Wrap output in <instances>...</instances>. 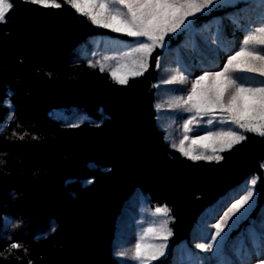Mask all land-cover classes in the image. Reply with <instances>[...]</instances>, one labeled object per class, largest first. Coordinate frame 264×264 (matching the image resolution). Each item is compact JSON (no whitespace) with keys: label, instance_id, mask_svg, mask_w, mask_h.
<instances>
[{"label":"trees","instance_id":"16d2710c","mask_svg":"<svg viewBox=\"0 0 264 264\" xmlns=\"http://www.w3.org/2000/svg\"><path fill=\"white\" fill-rule=\"evenodd\" d=\"M9 1L0 23V264H122L113 246L137 190L173 217L168 254L152 264H173L210 209L238 196L251 176L258 195L250 216L261 218L264 136L246 132L219 161L189 159L158 125L160 49L142 75L120 84L90 64L84 44L131 37L93 24L65 0ZM244 6L264 11L239 2L196 23ZM183 38L171 37L172 47Z\"/></svg>","mask_w":264,"mask_h":264},{"label":"rangeland","instance_id":"374dc122","mask_svg":"<svg viewBox=\"0 0 264 264\" xmlns=\"http://www.w3.org/2000/svg\"><path fill=\"white\" fill-rule=\"evenodd\" d=\"M239 2L249 4L254 2L259 7L264 5V0H215L202 12L188 18L186 24L182 25L175 33L168 34L162 47H155L152 50L153 52L158 48L163 53L158 63L160 78L156 82L158 125L165 131L166 139L172 146H179L183 137L188 135L189 140H185L183 146L185 150L191 148L194 155L203 153L205 156H221L220 141H203L191 144V140L198 136H205L209 133L215 135L229 130L243 132L231 123H221L223 114L217 109L215 117L209 115L202 118L197 117L198 122L190 125L192 131L185 133L183 126L194 113L185 111L183 107H178L175 103L181 97L187 98L192 82L205 71L222 70L229 54H234L243 46L250 30L264 27V24L261 23L264 20V11L256 14L255 8L245 6L242 11L236 13V16H219L206 24L197 25L198 15L208 14L215 8L232 6ZM55 3L59 4L60 2L55 0ZM179 35L184 38L172 47L170 38H177ZM141 43L150 42L145 37L121 39L109 35H99L86 42L84 48H86V56L91 65L103 67L110 73L115 70L116 75L121 76L130 73L134 67H138L144 54L136 52L134 49H138ZM149 57L150 55L146 57L147 67ZM178 73H182L186 77V82H166L172 80V77ZM233 75L238 76L240 78L238 82L244 86H264V78L256 74L234 73ZM131 77L135 76L129 75V78ZM209 119L213 120L212 124L207 123ZM245 133L243 132L244 135ZM213 148L216 149L215 153L212 151ZM253 178H257L258 182L257 176H251L240 187L242 190L238 196L228 203H219L210 209L201 223L199 222L191 242L180 246L176 251L173 264H264V209L260 213V219L250 216L256 206L258 195L257 183L254 186L251 184ZM249 191L253 192L249 202L243 207L232 209V205L247 196ZM163 206L165 205L157 207ZM157 207H150L142 191L137 190L134 193L118 224L113 246V255L122 264H138V261L132 259L130 255L119 254L134 249L136 242L149 227H152L154 231L148 233L145 247H142L141 251H151L149 245H166L163 248L164 254L156 260H152L150 264L168 254L171 235L164 239L167 233L161 228V224L167 219L166 227L171 232L173 217L170 213L168 217L155 215ZM226 216L227 219H225ZM246 219H249V223L243 226L242 223ZM217 224L221 225L219 236L216 235ZM236 229H239L236 238L230 239L232 231ZM200 244H211L212 247L211 249H202L198 247Z\"/></svg>","mask_w":264,"mask_h":264},{"label":"snow or ice","instance_id":"6c2138e0","mask_svg":"<svg viewBox=\"0 0 264 264\" xmlns=\"http://www.w3.org/2000/svg\"><path fill=\"white\" fill-rule=\"evenodd\" d=\"M33 3H39L42 6L60 7L55 0H32ZM78 13L87 16L95 25L107 28L113 32L125 34L129 37H145L150 43H141L136 52L143 53L144 56L130 73L116 75L112 70L113 79L120 84H127L129 75H142L147 70L146 57L151 55L155 47H162L165 37L170 33H175L182 25H185L188 18L202 12L215 0H65ZM13 7L9 0H0V23L5 22L6 13ZM264 7V5H262ZM264 24V20L261 22ZM101 71L104 68L101 67ZM234 73L256 74L264 78V27H257L250 30L243 46L236 50L234 54H229L227 62L220 71H205L197 77L191 84V89L187 98L181 97L176 100L178 107H183L185 111L192 112L194 115L184 124L185 133L192 131L190 125L197 123V117L209 115L215 117L216 110L219 109L223 114L221 123H231L243 132H255L264 136V86L247 87L239 83V77ZM167 83L186 82V77L182 73L172 77ZM208 124L213 120L209 119ZM78 127L79 125H74ZM243 132L229 130L213 135L209 133L205 136H198L191 140V144H198L203 141H220V151L230 150L234 145L241 143L247 137ZM189 140L185 135L180 141L178 150L191 160H216L223 159L219 155L205 156L203 153L194 155L191 148L185 150L184 141ZM212 151L215 153L216 149ZM264 167V165H262ZM257 178L251 180L254 186ZM253 192L249 191L242 200H237L232 205V209L243 207L252 198ZM170 209L167 205L157 207L155 215L168 217ZM227 219V216L225 217ZM168 220L165 219L161 228L171 235L167 230ZM217 233L220 235L221 225L217 224ZM154 229L149 227L136 242L134 249L119 255H130L132 259L138 261V264H150L163 255L164 244L149 245L152 250L142 252L145 247V239L148 233ZM155 238V237H154ZM12 248H18L20 245L12 244ZM202 249H211V244H200ZM31 264V262H29Z\"/></svg>","mask_w":264,"mask_h":264}]
</instances>
